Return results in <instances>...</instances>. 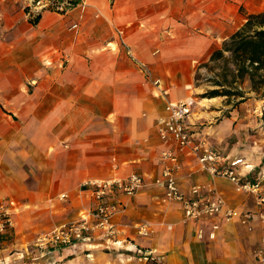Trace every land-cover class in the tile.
<instances>
[{
  "label": "crops",
  "instance_id": "0c3cea01",
  "mask_svg": "<svg viewBox=\"0 0 264 264\" xmlns=\"http://www.w3.org/2000/svg\"><path fill=\"white\" fill-rule=\"evenodd\" d=\"M20 3L23 10L11 11ZM263 9L264 0H86L66 13L44 11L34 23L26 0H0V205L11 210L16 234L0 244V261L20 255L38 264H154L152 254L161 264H258L262 206L205 170L192 148L242 156L255 177L264 171L254 147L230 145L240 131L239 111L221 117L229 106L197 96L195 78L247 13ZM181 99L193 108L186 121L193 141L180 151L182 189L211 184L231 206L254 213L251 228L239 218L186 219L182 204L154 183L161 151H179L162 141L157 118ZM132 172L146 185L108 197L123 206L113 216L115 237L96 230L91 246L52 254L28 247L42 231L93 219L96 200L85 180ZM144 223L148 236L140 233Z\"/></svg>",
  "mask_w": 264,
  "mask_h": 264
},
{
  "label": "built area",
  "instance_id": "2783aa9c",
  "mask_svg": "<svg viewBox=\"0 0 264 264\" xmlns=\"http://www.w3.org/2000/svg\"><path fill=\"white\" fill-rule=\"evenodd\" d=\"M85 2L86 0H26V9L29 17L48 10L66 13ZM73 27H78V24H74ZM155 84L164 94L168 93L166 88L161 87L160 79L156 80ZM166 111L165 115L157 118L158 133L162 141L175 142L179 151L171 147L161 151L160 158L163 167L161 173L154 177V183L164 190L168 200L182 204L186 219L199 221L220 216L226 220L239 218L242 223L251 228L250 222L255 217L254 213L231 206L223 195L216 193L211 184L194 183L190 192L182 189L179 182V174L183 168L180 151L190 147L193 141L191 130L186 123L193 113V108L188 100L181 99L168 102ZM192 150L205 170L215 176L228 179L233 183L236 192L256 196L259 205L262 206L257 212V217L264 225V171L257 177L252 176L250 172L255 167L253 163L246 161L242 156L228 157L213 147H203L197 144ZM145 185V176L136 172L126 177L110 176L85 180L82 187L91 189L96 200L93 219L82 217L79 220L62 224L56 229L41 234L35 245L42 251L52 254L68 247L91 246L96 230L104 236L115 237L117 229L113 224V216L121 211L123 206L120 202L109 201V195L112 193L134 195ZM68 197L67 193L61 195L63 199ZM14 225L11 210L7 205L1 204L0 236H5ZM151 232L152 229L148 223L140 226L142 235L148 236ZM115 242L119 245L123 244L122 240ZM147 256L154 264L161 263L159 257L152 254ZM33 258L37 257L34 255ZM256 258L258 264H264V232ZM0 264H5V262L1 261Z\"/></svg>",
  "mask_w": 264,
  "mask_h": 264
},
{
  "label": "trees",
  "instance_id": "16d2710c",
  "mask_svg": "<svg viewBox=\"0 0 264 264\" xmlns=\"http://www.w3.org/2000/svg\"><path fill=\"white\" fill-rule=\"evenodd\" d=\"M40 16L29 19L37 23ZM195 78L197 85L201 79L208 85L201 98L225 96L233 106L252 97L262 100L264 119V9L247 13L245 22L199 64Z\"/></svg>",
  "mask_w": 264,
  "mask_h": 264
},
{
  "label": "rangeland",
  "instance_id": "374dc122",
  "mask_svg": "<svg viewBox=\"0 0 264 264\" xmlns=\"http://www.w3.org/2000/svg\"><path fill=\"white\" fill-rule=\"evenodd\" d=\"M11 11L19 12L24 9L23 4H16L13 7H10ZM244 12L246 11V8H241ZM199 66V65H198ZM201 72H206V68L202 67ZM198 94L197 96L200 97V94L205 92L208 88V85L206 82H204L202 79L198 82ZM218 99L221 100V106H229V109H224V111L221 113V117L230 115L229 110L231 111H239L240 114V131L237 133V135H232L230 138V145L233 143H237L238 147L240 149H248V148H255L253 153L258 156L259 162L261 166H264V119H263V101L256 99L254 97L247 99L244 102H241L237 104L236 106H233L232 103H228L225 96H218ZM206 103L209 101L206 100ZM228 114V115H227ZM14 228H11V230L5 235L0 236V244L2 242H8L11 243L14 241L15 233ZM51 230L42 231L37 234V237L35 240L28 245L29 248L34 247V243H36L37 238L46 232H49ZM35 247H37L35 245ZM31 250V249H30ZM20 255H18L19 257ZM17 255L15 257L10 258L8 261L3 259L1 261L5 262V264H38V260H32V258L27 257H19ZM0 261V262H1ZM162 263V261H161ZM160 263V264H161Z\"/></svg>",
  "mask_w": 264,
  "mask_h": 264
}]
</instances>
